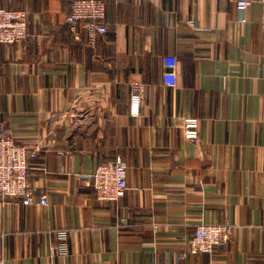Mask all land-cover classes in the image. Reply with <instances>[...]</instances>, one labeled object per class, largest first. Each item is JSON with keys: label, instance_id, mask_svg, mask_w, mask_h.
Masks as SVG:
<instances>
[{"label": "crops", "instance_id": "crops-1", "mask_svg": "<svg viewBox=\"0 0 264 264\" xmlns=\"http://www.w3.org/2000/svg\"><path fill=\"white\" fill-rule=\"evenodd\" d=\"M74 0H0L26 9L29 36L0 45V118L41 147L29 179L48 207L0 202L6 264H264V31L261 5L238 0H103L94 47L65 20ZM196 19V26L189 21ZM246 20L242 22V20ZM176 56L178 86L163 84ZM143 98L140 118L132 97ZM186 118L199 138L184 137ZM120 155L126 195L100 203L99 165ZM235 225L213 255L187 254L201 223ZM57 229L69 254L52 256Z\"/></svg>", "mask_w": 264, "mask_h": 264}, {"label": "built area", "instance_id": "built-area-1", "mask_svg": "<svg viewBox=\"0 0 264 264\" xmlns=\"http://www.w3.org/2000/svg\"><path fill=\"white\" fill-rule=\"evenodd\" d=\"M254 3L261 5V27L264 31V0H238L236 8L245 12ZM67 14L65 24L71 35L80 40L79 30L86 33L87 44L94 47L97 42L109 33V23L106 21L107 5L103 0H74ZM29 13L26 9L0 8V45L15 46L23 43L29 36ZM246 20H242L245 22ZM190 26H196V19L189 21ZM165 72L163 73V84L167 88L176 89L178 76L176 69L178 59L176 56H165L163 58ZM142 96L137 93L132 97L130 104V115L140 118ZM183 124L184 137L195 141L199 137V119L186 118ZM41 147L29 149L19 145L9 135L4 123L0 118V202L6 204L26 207L40 206L48 207L49 198L46 193L37 195L30 183L29 170L30 161L36 158ZM128 165L118 155L114 160L98 166L91 175V187L96 200L100 203L115 204L122 199L128 187ZM235 225L224 223H201L195 228L192 238L188 242L187 249L180 254L181 257L190 255L208 254L213 255L215 250L224 247L231 242ZM57 243L51 249L52 256H67L69 254V232L57 229L54 231ZM6 257H0V264H6Z\"/></svg>", "mask_w": 264, "mask_h": 264}]
</instances>
